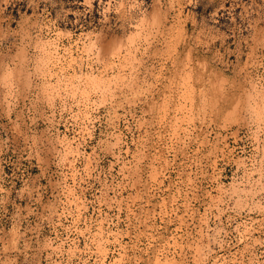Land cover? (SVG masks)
<instances>
[{
    "label": "rangeland",
    "instance_id": "374dc122",
    "mask_svg": "<svg viewBox=\"0 0 264 264\" xmlns=\"http://www.w3.org/2000/svg\"><path fill=\"white\" fill-rule=\"evenodd\" d=\"M0 264H264V0H0Z\"/></svg>",
    "mask_w": 264,
    "mask_h": 264
}]
</instances>
